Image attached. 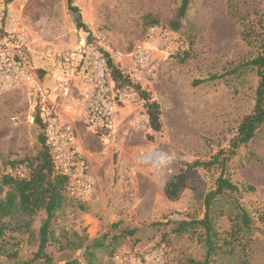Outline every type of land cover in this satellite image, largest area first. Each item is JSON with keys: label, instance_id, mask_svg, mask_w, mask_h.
Listing matches in <instances>:
<instances>
[{"label": "rangeland", "instance_id": "374dc122", "mask_svg": "<svg viewBox=\"0 0 264 264\" xmlns=\"http://www.w3.org/2000/svg\"><path fill=\"white\" fill-rule=\"evenodd\" d=\"M179 2L71 0L80 17L77 23L67 0L7 1L6 25L19 23L35 58L38 80L50 89L58 86L53 74L65 80L67 94L57 91L56 101L62 113L69 112L74 120L77 147L88 158L95 181L87 200L64 198L37 264H63L73 258L84 264V246L104 233H124L116 250H161L170 264L203 259L204 231L197 220L203 215L204 195L214 186L216 172L192 171L172 198L164 194V185L184 163L207 160L226 147L240 118L251 111L253 74L240 82L200 81L254 54L242 35L262 30L263 2L189 0L180 28L173 30L169 22ZM149 19L158 21L154 25L159 30L170 32L166 41L159 34L148 37ZM139 42L150 54L143 66L136 65L132 55ZM80 45L102 52L159 103L157 133L143 123V102L133 89H128L129 97L123 102L115 103L113 131L101 133L83 121L81 83L71 74L58 73L57 61L37 59L47 50L55 57L67 55ZM36 113L30 83L0 89V174L7 173L10 161L17 163L39 150L43 129L35 121ZM227 174L239 186L254 187L239 199L258 221V213L264 216V128L239 149ZM45 218L46 213L39 211L26 230L15 234L18 245L12 251L18 259H29L37 251ZM257 224L261 232L252 263L264 264V221ZM106 258H101L102 264Z\"/></svg>", "mask_w": 264, "mask_h": 264}, {"label": "trees", "instance_id": "16d2710c", "mask_svg": "<svg viewBox=\"0 0 264 264\" xmlns=\"http://www.w3.org/2000/svg\"><path fill=\"white\" fill-rule=\"evenodd\" d=\"M8 1V0H7ZM262 21L264 23V0ZM67 6L76 13V22L80 17L76 7ZM189 0H180L169 24L173 30L180 28L181 19L185 15ZM156 19H149L147 24H157ZM242 39L250 44L255 51L251 57L239 60L224 68L221 73L211 74L200 82L231 81L240 82L247 75L256 77L253 90V105L251 111L244 114L227 146L218 149L207 160H193L183 164V167L172 175L164 185V194L175 197L186 185L189 174L197 169L215 171L214 186L208 190L203 199L204 212L197 222L202 226L204 235L201 244L204 257L201 261H190L191 264H253L256 237L261 229L258 224L264 221V216L258 213V221L240 202L241 193L251 192V185H238L233 182L228 172L229 163L239 149L247 145L264 128V24L259 32L245 33ZM107 58L106 76L117 90L133 89L140 99L147 120L148 129L157 133L161 128L160 105L134 81L122 72L113 61ZM35 121L43 129L38 117ZM151 137L152 135H148ZM40 147L36 155L26 157L17 163L10 161V167L22 166L27 170L23 178H15L7 173L0 174V259L5 257L8 262L0 264H37L44 253L47 244V231L55 213L61 208L64 195L65 178L57 171L48 151L44 133L39 135ZM46 213V218L40 226V240L37 251L31 258L21 260L17 252L18 240L15 234L23 232L39 211ZM184 224L186 222H183ZM124 233L109 236L104 233L90 240L82 253L84 264H102L101 258L107 256L104 264H108L110 256L116 251V246L123 239ZM264 240V239H263ZM82 243H79V247ZM254 245V247H253ZM63 264H83L78 258L65 261Z\"/></svg>", "mask_w": 264, "mask_h": 264}, {"label": "built area", "instance_id": "2783aa9c", "mask_svg": "<svg viewBox=\"0 0 264 264\" xmlns=\"http://www.w3.org/2000/svg\"><path fill=\"white\" fill-rule=\"evenodd\" d=\"M8 6L0 0V89H13L20 84L30 83L33 89L34 104L43 127L48 151L57 171L65 178L64 195L78 201L87 200L93 193L95 181L91 176L88 158L76 144L77 128L73 119L63 120L61 108L56 101L57 91L67 94L68 88L62 76L54 75L58 86L48 88L38 80L35 58L24 42L19 23L6 25ZM152 25L148 37L159 34L165 41L170 32L159 30ZM135 64L143 66L149 61V51L142 43L133 49ZM37 59L57 61V72L74 76L82 87L84 108L83 121L101 133H109L115 127V103L129 97L128 90H117L106 76L107 58L97 49L80 45L67 55L55 57L45 51ZM139 69L135 76H139ZM147 120L144 118L143 123ZM7 172L15 178H23L27 170L22 166L8 167ZM108 264H170L160 250H139L124 248L116 250Z\"/></svg>", "mask_w": 264, "mask_h": 264}, {"label": "crops", "instance_id": "0c3cea01", "mask_svg": "<svg viewBox=\"0 0 264 264\" xmlns=\"http://www.w3.org/2000/svg\"><path fill=\"white\" fill-rule=\"evenodd\" d=\"M45 78V81H46V76L44 77ZM61 118L63 119V120H66V119H70L69 118V112H66V113H62V111H61Z\"/></svg>", "mask_w": 264, "mask_h": 264}, {"label": "bare ground", "instance_id": "6f19581e", "mask_svg": "<svg viewBox=\"0 0 264 264\" xmlns=\"http://www.w3.org/2000/svg\"><path fill=\"white\" fill-rule=\"evenodd\" d=\"M157 155H154V157H156Z\"/></svg>", "mask_w": 264, "mask_h": 264}]
</instances>
